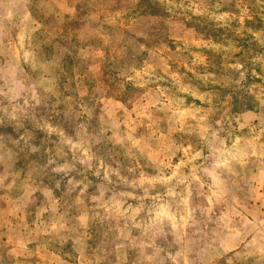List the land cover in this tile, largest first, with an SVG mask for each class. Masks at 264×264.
<instances>
[{"label":"rangeland","instance_id":"rangeland-1","mask_svg":"<svg viewBox=\"0 0 264 264\" xmlns=\"http://www.w3.org/2000/svg\"><path fill=\"white\" fill-rule=\"evenodd\" d=\"M0 264H264V0H0Z\"/></svg>","mask_w":264,"mask_h":264}]
</instances>
